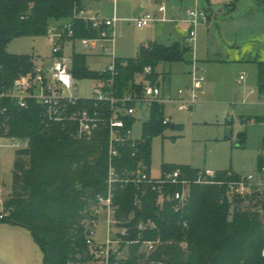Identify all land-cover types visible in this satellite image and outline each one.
Returning <instances> with one entry per match:
<instances>
[{"label":"trees","instance_id":"1","mask_svg":"<svg viewBox=\"0 0 264 264\" xmlns=\"http://www.w3.org/2000/svg\"><path fill=\"white\" fill-rule=\"evenodd\" d=\"M84 1L0 0V94L7 93L14 79L30 71L34 63L31 55L7 51L13 38L46 35L52 20L63 19H69L72 28V35L63 33V43L99 35L98 29L74 16L84 10ZM188 49L178 44L141 43L135 57L115 59L113 75L91 70L85 53H73L70 71L74 79L110 80L116 96L140 94L138 76L146 66L153 69L145 76L149 79L159 63L181 61ZM258 89L264 93V62L259 64ZM43 111V106L30 98L20 106L10 97H0V136L26 143L14 153L12 187L3 201L7 213L0 222L29 229L44 252V264H89L92 255L86 237L96 196L106 194L109 133L100 128L78 138L70 134V126L45 119ZM164 118V105L152 104L142 138L134 145L126 142L118 146L112 163L120 177L138 165L148 166L152 135L170 124ZM123 119L125 128L131 129L134 116ZM259 160L260 168L264 160ZM176 168L190 180L200 171L178 165L164 168L163 174ZM236 176L223 171L216 172L214 179ZM182 188L179 183H165L160 190L144 183L116 184L114 216L126 221L123 225L128 227V235L120 256L113 255L115 264H264V198L240 196L234 201H254L255 210L240 209L236 203L230 210L225 185L191 181L186 187L188 201L172 199ZM140 223L145 225L143 229L138 228ZM157 239L156 248L147 252L143 241Z\"/></svg>","mask_w":264,"mask_h":264},{"label":"rangeland","instance_id":"2","mask_svg":"<svg viewBox=\"0 0 264 264\" xmlns=\"http://www.w3.org/2000/svg\"><path fill=\"white\" fill-rule=\"evenodd\" d=\"M149 2L147 7L142 3ZM238 1V9H234ZM249 0H85L88 14L103 18L117 17L115 30L121 31L113 41L102 42L107 46L84 48L79 39L69 40L62 44L61 53L66 60L73 53H85L86 64L91 70H103L111 62V55L116 58H129L137 55L140 42L154 39L162 45L178 44L189 47L181 61L165 62L157 71H163L161 79L155 69V75L149 79L161 86L162 97L168 93L176 96L179 89L190 85L192 61L201 69L204 80L199 90L197 102L190 110H182L166 102L164 113L170 124L150 139V160L144 170L151 178H161L166 167L187 165L199 170H212L214 173L229 171L237 175L257 174L259 159H264V95L258 93L257 68L255 63L246 62V57L255 56L259 45L263 50L264 11L258 12L261 17L254 18L249 12L258 3ZM227 3H230L226 6ZM164 5V21L153 22L138 28L135 18L147 12L153 14L157 7ZM233 8V17L225 15ZM201 10L210 17L196 25L195 37L190 40L188 32L178 28L177 21L187 17V10ZM257 9V8H255ZM249 15L241 18V13ZM244 19V20H242ZM254 21V27L251 21ZM69 19L51 21L49 28L59 24H68ZM257 24V27L255 25ZM259 24V25H258ZM63 25V26H64ZM256 28L260 34L256 42ZM252 33L254 38L252 39ZM9 53L35 55V63L41 58L52 60V44L46 35L20 36L7 44ZM244 56V57H242ZM40 58V59H39ZM255 59V58H251ZM259 59V58H256ZM240 74L245 79L237 82ZM96 81L93 78L75 79L73 92L78 97L93 95ZM251 88L254 92L250 93ZM134 113L131 126V137L140 140L143 124L149 119V109L140 104ZM14 139L0 136V212L4 210L3 201L11 191L14 153L26 146L21 141L15 146ZM169 172V171H168ZM187 201L189 196L186 197ZM234 196L228 194L231 205L236 203L240 209L251 208L253 202L242 200L235 202ZM252 200H256L252 199ZM107 236V225L99 217L95 228L94 241L102 242ZM0 264H44V252L26 227L0 222Z\"/></svg>","mask_w":264,"mask_h":264},{"label":"built area","instance_id":"3","mask_svg":"<svg viewBox=\"0 0 264 264\" xmlns=\"http://www.w3.org/2000/svg\"><path fill=\"white\" fill-rule=\"evenodd\" d=\"M164 10V5L158 6L159 12ZM74 16L82 17L100 32L97 37L80 38L79 40L84 48L101 46L102 42L108 41L111 43V49H113L114 37L122 33L115 30V24L119 20L117 17L103 18L96 14H86L84 10L74 12ZM187 19L190 25L188 37L193 40L195 37L194 28L200 22L207 20V14L196 9L187 10ZM156 20H164V18H158L151 13H144L134 19L138 28L145 27ZM65 31L68 35H72L71 23L62 26L60 29L56 27L48 30L47 37L52 44V60L48 63H33L31 70L15 78L8 92L1 93L0 97H10L20 106H24L28 98L35 100L43 106L45 119L53 123L70 126V134L78 138L90 136L100 128L108 130L107 188L105 195L98 194L96 196V203L92 206L93 217L89 220L86 237V243L92 255L89 264H115L113 255L116 254V258L120 256L121 245L125 242L124 237L128 235V227L123 225L126 221L122 222L114 216L115 205L113 204L112 193L117 183L150 184L153 189L157 190H160L165 183H179L183 186L182 191L174 192L171 198L180 201L186 199V187L191 181L225 185L227 192L232 195L264 198V161L257 174L238 175L228 180H215V173L210 170H200L197 177L190 180L182 177L179 168L166 172L161 178L156 179L151 178L141 165L120 177L115 171L112 158L118 155L119 145L126 142H130L131 145L136 143V140L131 137V129L125 128L123 117L134 116L136 108L140 104L146 105L150 109L154 103L164 104L170 102L179 109L190 110L197 102L204 76L201 69L196 66L195 60H193L192 70L190 71L191 80L187 90L179 89L175 97L167 96L164 99L161 86L145 77L153 71L152 67L148 65L144 68L143 73L138 76V79L141 80L140 94L126 93L116 96L111 89L112 83L110 80L94 79L96 83L92 89L93 95L78 97L73 93L76 88L73 87L75 79L70 71L71 60L70 58L66 60L62 54H59L63 44L62 36ZM101 47L104 50L108 49L104 45ZM99 72L100 74L110 73L112 75L115 73V57L113 54L111 55L110 64L105 69L99 70ZM244 78L245 75L241 74L238 82ZM71 89L73 92H71ZM89 102L90 104H88ZM167 121H169V118L165 115L164 122ZM21 141L20 139H14L13 144L18 146ZM262 152L264 155V147ZM161 200L162 196L160 195L159 201ZM6 213L5 210L1 211L0 217L6 215ZM99 217H103L107 225V236L102 242H96L93 239ZM149 223L151 224V222ZM144 227L143 223L138 225L139 229ZM126 242H137V240ZM143 243L146 246V251L151 252L159 244V240H148L143 241ZM262 255H264V250Z\"/></svg>","mask_w":264,"mask_h":264},{"label":"crops","instance_id":"4","mask_svg":"<svg viewBox=\"0 0 264 264\" xmlns=\"http://www.w3.org/2000/svg\"><path fill=\"white\" fill-rule=\"evenodd\" d=\"M249 3H258V6L257 7H254L253 6V8L254 9H252V10H250L249 12L252 14V16H253V19L254 18H258L257 16H259V17H261L260 16V14L258 13V12H260L261 10H263L264 11V0H249V1H247L246 2V4H249ZM228 4H230V3H227L226 4V6L228 5ZM236 5L234 6V9L236 8V9H238V1L235 3ZM149 5V2H146V1H144L143 3H142V6L143 7H147ZM255 8H257V9H255ZM84 12L86 13V14H88L87 13V11H86V4H85V6H84ZM164 12V11H163ZM163 12H159L158 11V7H157V10H156V12H154L153 14L156 16V17H158V18H160V17H163L162 15H163ZM234 11H233V8H232V10L230 11V12H228V14L227 15H225L224 13H223V11H221V16L223 17V16H226V17H233V15H234V13H233ZM249 12H244V14H243V11H242V15H241V18H243V17H245V15H249L250 13ZM145 13H147V12H145ZM232 13H233V15H232ZM144 14V13H143ZM214 17V18H213ZM209 16V15H207V19L209 20V19H211V18H213V19H215V14H214V16ZM164 18V17H163ZM263 18H264V14H263ZM242 20H244V19H242ZM119 21V20H118ZM162 21H164V20H156V21H154L155 23L156 22H162ZM117 23V22H116ZM151 23H153V22H151ZM150 23V24H151ZM251 25L253 26L254 25V21L252 20L251 22ZM149 24V25H150ZM64 25V24H63ZM177 25H178V28L180 29V30H182V31H184V32H188L189 31V29H190V25H189V20L187 19V17L186 16H182L178 21H177ZM255 25H256V27H257V24L255 23ZM259 25V24H258ZM115 26H116V24H115ZM254 27V26H253ZM56 28V27H55ZM255 33H256V35H255V38H256V43L257 44H259V41H258V38L260 37V34H259V32H258V30H257V28H256V31H255ZM264 33V32H263ZM254 38V33H252V39ZM262 39V43H264V37H261ZM259 40H260V38H259ZM148 41H151V42H156V40H154V39H146V41H143V42H140L139 43V45L141 44V43H144V42H148ZM157 43V42H156ZM160 44V43H159ZM97 47V46H96ZM96 47H91V48H96ZM262 47H263V50L261 51L260 50V48H259V45L255 48V56H253V55H251V56H248V57H246V59L247 60H244V61H246V62H251V63H255L256 64V68H257V84H258V73H259V64L261 63V62H264V44L262 45ZM32 57H33V59H34V63H35V55L33 56V55H31ZM115 57V56H114ZM242 57H244V56H242ZM251 58H255V59H251ZM256 58H259V59H256ZM40 59V58H39ZM115 59H116V57H115ZM41 60V62H38V63H48V62H50L51 61V59H50V57L49 58H47V59H44V58H41L40 59ZM161 64H163V63H159L156 67H155V69L156 68H158ZM155 69H154V73H155ZM156 72L158 73V76H159V78L161 79V76H162V74L164 75V76H166L165 75V73L161 70V71H157V69H156ZM241 75V74H240ZM239 75V76H240ZM163 77V76H162ZM162 79H164V77L162 78ZM238 79H239V77H238ZM245 79V78H244ZM243 79V80H244ZM139 81H141L140 79H138ZM243 80H241V81H243ZM240 81V82H241ZM237 82H238V80H237ZM240 82H238V83H240ZM159 84V83H158ZM160 85V84H159ZM189 86V85H188ZM188 86L185 88V89H183V90H187V88H188ZM200 90V89H199ZM258 91V93L259 94H261V95H264V93H262V92H260L259 91V89L257 90ZM254 92V90H253V88H251V90H250V93H253ZM176 95H177V93H176ZM167 96H171V97H175V96H172L170 93H168V95ZM170 103V102H169ZM165 104V103H164ZM163 104V105H164ZM173 104V103H172ZM206 170H209V169H206ZM210 171H212V170H210ZM213 172V171H212Z\"/></svg>","mask_w":264,"mask_h":264},{"label":"water","instance_id":"5","mask_svg":"<svg viewBox=\"0 0 264 264\" xmlns=\"http://www.w3.org/2000/svg\"><path fill=\"white\" fill-rule=\"evenodd\" d=\"M31 64H32V63H31V62H29V66H31Z\"/></svg>","mask_w":264,"mask_h":264}]
</instances>
